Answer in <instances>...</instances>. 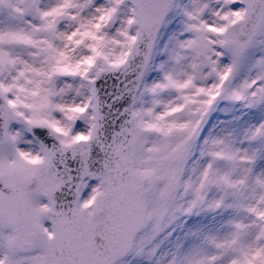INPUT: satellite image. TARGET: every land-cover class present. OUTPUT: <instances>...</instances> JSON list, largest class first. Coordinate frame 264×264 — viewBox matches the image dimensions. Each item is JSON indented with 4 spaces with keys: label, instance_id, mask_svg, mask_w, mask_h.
<instances>
[{
    "label": "snow or ice",
    "instance_id": "1",
    "mask_svg": "<svg viewBox=\"0 0 264 264\" xmlns=\"http://www.w3.org/2000/svg\"><path fill=\"white\" fill-rule=\"evenodd\" d=\"M0 264H264V0H0Z\"/></svg>",
    "mask_w": 264,
    "mask_h": 264
}]
</instances>
